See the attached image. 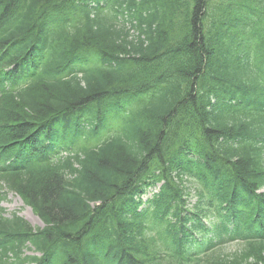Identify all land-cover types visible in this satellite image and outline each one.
<instances>
[{"label": "trees", "instance_id": "trees-1", "mask_svg": "<svg viewBox=\"0 0 264 264\" xmlns=\"http://www.w3.org/2000/svg\"><path fill=\"white\" fill-rule=\"evenodd\" d=\"M210 1L0 0V264H264V0Z\"/></svg>", "mask_w": 264, "mask_h": 264}, {"label": "rangeland", "instance_id": "rangeland-1", "mask_svg": "<svg viewBox=\"0 0 264 264\" xmlns=\"http://www.w3.org/2000/svg\"><path fill=\"white\" fill-rule=\"evenodd\" d=\"M224 2L227 0H223ZM220 4V0H211L209 2V8L210 11H214V7L216 5ZM191 197H190V206L195 205L197 202V194H196V184L190 183L189 184ZM2 193L0 189V194ZM150 195L146 196L144 199L146 200ZM1 208H4L6 210V215L9 217L13 213H18L20 216L24 217L34 228H43L45 225L43 221L40 219V217L33 211V209L29 206H27L24 202V200L14 194L10 193L6 199L0 204ZM151 234L157 236V231L153 229L151 231ZM242 245L238 243L228 244L224 247H222L219 250V253L223 255H231L235 252H238L241 249ZM33 253L27 252V255H32Z\"/></svg>", "mask_w": 264, "mask_h": 264}]
</instances>
